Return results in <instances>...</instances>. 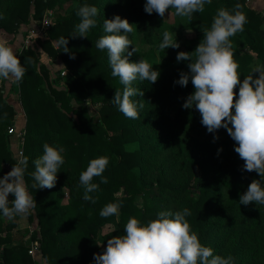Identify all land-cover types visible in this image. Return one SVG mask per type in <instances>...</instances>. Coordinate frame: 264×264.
<instances>
[{
    "label": "trees",
    "instance_id": "1",
    "mask_svg": "<svg viewBox=\"0 0 264 264\" xmlns=\"http://www.w3.org/2000/svg\"><path fill=\"white\" fill-rule=\"evenodd\" d=\"M248 1L212 0L202 13L168 25L158 14L145 12L146 0H0V28L13 35H18L32 19L42 20L48 10L54 11L55 22L46 29L49 39L40 43L74 75L68 81V92L49 84L45 87L49 72L39 64L36 52L24 47L17 54L26 69L20 80L28 117L23 156L28 157L25 179L36 200L28 218L37 220L39 232L26 239L29 231L19 228L21 215L8 217L9 222L0 220V264H40L29 254L31 242L36 239L41 243V257L48 264H95L94 255L103 253L107 239L125 234L124 227L131 217L146 223L161 211L183 208L191 212L187 219L192 231L214 254L231 255L234 264H264V205L239 203L253 179L261 178L256 172L243 170L244 161L235 152L237 145L226 129L209 133L195 108H183L195 89L191 80L187 87L175 82L181 72L189 71V61H177L178 49H159L160 63L154 69L160 72L157 82L137 79L132 84L144 96L131 98L140 101L143 108H138L139 119H130L111 101L116 89L123 91L124 86L111 75L107 51L95 48L96 41L106 35L104 19L119 15L134 25L129 33L133 43L129 51L137 47L138 52L129 59L138 62L141 47L152 41L161 43L163 31H204L211 27L219 8L232 11L239 4L247 23L243 32L230 40L244 79L251 74L255 59L249 50L264 61V14L250 7ZM85 4L98 8L97 24L89 30L88 37L72 38L80 22L77 11ZM66 6L70 8L65 10ZM243 36L250 38L248 50ZM61 37L69 40V53L63 52ZM186 48V52L196 49L193 45ZM72 54L75 59L70 58ZM90 97L99 105L100 124L88 112L86 102ZM16 113L5 90L0 89V178L17 161L8 133L16 122ZM45 143L66 149L65 163L51 189L32 187L36 183L31 176L35 171L33 161L43 154ZM101 156L109 158L102 174L107 183H100V176L93 178L92 182L100 186L89 194L96 200L92 203L83 199L84 189L77 186L89 162ZM65 189L68 200L63 203ZM138 196L143 198L142 207L136 203ZM9 199L14 197L10 194ZM108 203L120 204L118 216H100ZM116 218L117 228L102 236L104 248L99 240L102 226Z\"/></svg>",
    "mask_w": 264,
    "mask_h": 264
},
{
    "label": "clouds",
    "instance_id": "2",
    "mask_svg": "<svg viewBox=\"0 0 264 264\" xmlns=\"http://www.w3.org/2000/svg\"><path fill=\"white\" fill-rule=\"evenodd\" d=\"M211 3L212 0H146L144 10L164 18L169 9H174L176 16L191 19L194 13H202L205 5ZM98 12L95 6L85 4L79 7L77 16L80 22L71 37H88L89 30L97 24ZM246 23L247 18L241 5L236 4L232 11L219 8L211 27L203 31V40L196 49L178 53V62L189 61V71L181 72L175 83L187 87L191 80L195 91L187 97L183 108H195L209 133L226 129L237 145L235 152L244 161L243 170L256 172L261 178L253 179L247 191L241 194L240 205L252 202L264 205V64L252 66L251 74L241 82L239 64L234 59L233 43L230 40L238 32H243ZM133 26L119 15L113 19H104L106 35L96 41L95 48L107 51L111 75L118 77L124 86L123 91L116 89L112 103L125 117L139 119L138 108H143V104L131 98L143 97L144 93L132 84L137 79L154 84L160 72L154 70L146 59L130 61L129 58L138 52L137 47L129 51V46L133 45L129 38ZM68 43L69 40L64 37L59 40L64 53L70 52ZM168 48L178 49L180 44L176 40V33L165 30L159 49L163 51ZM40 55L43 59L47 53L41 50ZM70 58L75 59V54ZM25 71L14 47L0 37V78L20 81ZM257 73L258 76L255 75ZM237 86L238 98L235 91ZM65 151L59 144L43 145V154L33 161L35 171L31 176L36 183L32 187H55L57 174L65 163ZM108 163L107 156L92 159L80 174L77 187L84 189L85 201L96 202L89 194L98 191L100 185L92 181L94 177H102ZM27 168L28 157L25 156L18 159L12 170L0 178V213L4 217L28 215L36 206V200L28 190L25 179ZM100 183H107V178L102 177ZM10 194L14 197L11 201ZM119 208L118 203H108L100 211V216H118ZM190 215V210L183 208L175 212L161 211L155 219L146 223L131 217L124 227L125 234L107 239L103 253L94 255L95 264H234L231 255L224 257L214 254L211 247L201 243L187 219Z\"/></svg>",
    "mask_w": 264,
    "mask_h": 264
},
{
    "label": "rangeland",
    "instance_id": "3",
    "mask_svg": "<svg viewBox=\"0 0 264 264\" xmlns=\"http://www.w3.org/2000/svg\"><path fill=\"white\" fill-rule=\"evenodd\" d=\"M248 4L250 7L255 8L258 11L263 12L264 14V0H249ZM70 6H66L65 10H68ZM172 13V15H170ZM51 18V26L55 22V17H54V11L53 10H48L46 14L44 15L42 20H35L32 19L31 23L29 25H23L20 29V32L18 35H13L2 28H0V37L5 38L9 45L13 44L14 42H20V45L16 48L15 52L16 55L26 48V46L31 47L36 54L39 57V64L45 66V68L49 72V78L46 79L45 87L51 85L53 88L57 90H65L69 91L68 88V81L72 80L74 78V75L72 72L66 68L65 64L62 62L60 58L55 59L52 58L49 53L41 46L40 41H45L49 39L47 33V30H43L41 27V22L46 18V17ZM164 22H166L168 25L171 24H176L177 22H183L184 19L178 17L175 15V10L174 9H169L168 12L166 13L164 18H161ZM173 34L176 33V40L180 44V48H178L179 51H186V47L188 45H193L197 47L201 41L203 40V31H191V30H176V32H172ZM242 38V36H241ZM243 39L246 42V50L249 49L250 47V38L248 36H243ZM52 45L57 48L56 43L51 40ZM160 44V43H159ZM159 44H157L155 41H152V44H145L144 46L141 47L140 52H141V58L146 59L149 61L150 64L153 65V69H155L159 63L160 60L158 58V50H159ZM41 50H44L47 53V56L45 58H41L40 52ZM255 57V59L252 62V65L256 64H264V61L258 60L256 58V54L252 51L249 50ZM63 72L65 75H63ZM243 79L241 78V82ZM0 89L5 90V94L8 97L9 101L15 106L16 108V116L15 120H18V129L21 130V133H23L24 139L26 136V125L28 122V117L26 113V109L23 104V97L21 96V84L20 81H15L14 78H9V79H3L0 78ZM237 93L239 92V86H237L236 90ZM73 104L75 106L76 103L73 101ZM86 106L88 107V112L94 122L96 124H100L101 118L98 114L99 110V105L95 99H92L91 97L87 100ZM21 133L17 134H9L10 135V145L11 149L13 152L14 157L18 160L20 158L17 157V154L22 150L24 151V145L25 141L23 139V136L18 135ZM122 194V191L121 193ZM61 200L63 203H66L68 200V190L65 189V194L64 196L61 197ZM136 203L137 205H143L144 201L141 196H138L136 198ZM141 207V206H140ZM29 216L24 215L20 217L21 219L18 221L19 222V228L21 229H27L29 233L26 235V239H30L32 237V232L35 229L37 225V220L31 221ZM0 220H4L5 222H9L11 219L8 217H1ZM119 218L109 220L105 225L102 226L101 234L99 236V240L101 242L102 247L105 248V244L102 243V236L106 233L109 232L115 228H117ZM36 259L38 261L42 260V264H48V262L44 259H40V256L37 255Z\"/></svg>",
    "mask_w": 264,
    "mask_h": 264
},
{
    "label": "built area",
    "instance_id": "4",
    "mask_svg": "<svg viewBox=\"0 0 264 264\" xmlns=\"http://www.w3.org/2000/svg\"><path fill=\"white\" fill-rule=\"evenodd\" d=\"M41 27L43 28V30H46L48 28L51 27V18L50 17H46L42 22H41ZM26 47H29V46H26ZM64 73L66 72H63V75H65ZM21 133V130L18 129V120H16L15 124L13 125V127H10L9 130H8V133L11 135V134H17V133ZM18 135H21L23 136V133L21 134H18ZM23 139H24V136H23ZM25 141V139H24ZM24 156V151H20L19 154H17V157L18 158H23ZM28 216V215H27ZM34 232H39V227L38 225H36L35 229L33 230L32 232V235ZM29 254L34 258L36 259L37 255L40 256V259H43L41 257V243L38 239L36 240H33L31 242V245H30V250H29ZM37 260V259H36ZM38 261V260H37ZM40 264H42V260L38 261Z\"/></svg>",
    "mask_w": 264,
    "mask_h": 264
},
{
    "label": "crops",
    "instance_id": "5",
    "mask_svg": "<svg viewBox=\"0 0 264 264\" xmlns=\"http://www.w3.org/2000/svg\"><path fill=\"white\" fill-rule=\"evenodd\" d=\"M11 46L14 47V49L16 50V48L18 47V45H20V42H14L13 44H10Z\"/></svg>",
    "mask_w": 264,
    "mask_h": 264
}]
</instances>
